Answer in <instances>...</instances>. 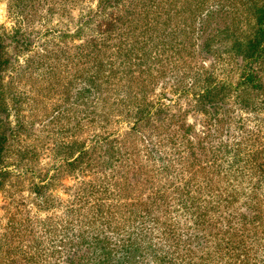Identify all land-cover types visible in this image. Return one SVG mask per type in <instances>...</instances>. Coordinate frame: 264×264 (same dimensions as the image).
Segmentation results:
<instances>
[{
	"label": "trees",
	"instance_id": "obj_1",
	"mask_svg": "<svg viewBox=\"0 0 264 264\" xmlns=\"http://www.w3.org/2000/svg\"><path fill=\"white\" fill-rule=\"evenodd\" d=\"M97 8L100 19L92 29L98 31V37L75 45L69 55L63 53L67 56L63 59L75 60L74 66L78 67L74 69L80 71L75 74L80 82L73 96L83 100L85 108L96 109L103 107L106 98L112 99L110 106L115 107L116 114L131 124L123 137L144 135L138 140L146 153L149 151L148 156L156 152L155 139H159L158 144L163 146L170 144V149L175 151L179 149L178 142L185 140L191 143L186 139L190 127L180 124L177 130L169 129L162 106H157L149 98L148 94L158 86L168 85L177 93L189 85L196 95L198 111L210 119L215 135L227 133L226 125L229 128L230 122L236 118L231 115L232 107L264 112V0H97ZM20 38L16 30L11 34L0 29V190L9 175L5 168L13 131L9 127L1 91L2 73L14 65L15 55L12 57L8 53V41L9 44L18 43ZM51 54L54 55L53 52ZM40 57L49 59L51 55L43 54L36 59ZM209 58L213 59L211 64L229 62L235 68L234 80L219 81L212 65L208 68L199 65V60ZM232 66L228 72L232 71ZM184 78L189 82L182 85ZM82 114L80 121L87 115H93L99 123L105 115L98 111H83L80 116ZM165 129L168 136L160 137ZM178 129L183 133L179 134ZM236 129L239 126H234L233 130ZM240 130L235 148L222 151L219 156L217 153L221 148L217 143L219 137H216L217 142L209 150L210 155L207 152L208 158H204L209 160L204 166L189 159L184 167L188 176L182 179L179 188L165 190V187H156L160 183L153 184L150 180L144 185L151 190L142 197L137 191L141 183L134 181L131 185L134 192L132 200L125 211L118 214L127 224L110 227L117 232L116 237L128 232L125 230L127 225L130 233L126 241L132 237L135 245L139 242L149 247L151 252L160 250L162 255H152L151 264H176V258L193 257L200 259V264L207 258L209 264H264L257 255L264 247V214L262 208L252 205L255 192L264 182V147H256L254 143L262 137L263 131ZM120 139V136L109 140L104 137L98 149H88L75 141L65 151L67 155L62 160L71 169L79 165L89 167V157L95 155V160L97 156V161L112 165V171L123 169L125 162L129 161L130 166L117 173L118 177L127 179L129 175H136L133 157H138L140 149L132 147V143L123 149L118 148ZM247 142L255 150V156ZM104 145H108L106 150ZM189 149L193 154L192 148ZM119 151L122 155L116 157ZM226 163L241 165L236 169L238 172L247 171L251 193L246 200H241L232 187L231 181L235 182L237 175L223 173ZM169 168L170 164L168 168L162 165L157 170L159 175H164V184L168 182ZM221 183L226 186L222 187ZM95 191L100 194L107 192L106 189ZM173 200L176 201L173 207L164 205L165 201ZM94 207L100 211V224H107L110 215H104V205ZM178 209L184 217V221L179 222L183 226L170 219V213ZM154 230L161 238L159 249L152 247L156 243L146 233ZM106 240L108 242L110 238L106 237ZM124 249L126 255L120 257L123 260L120 264H135L137 250L133 245ZM105 250L102 247L100 253H92L90 257L98 264H108L115 253Z\"/></svg>",
	"mask_w": 264,
	"mask_h": 264
},
{
	"label": "rangeland",
	"instance_id": "obj_2",
	"mask_svg": "<svg viewBox=\"0 0 264 264\" xmlns=\"http://www.w3.org/2000/svg\"><path fill=\"white\" fill-rule=\"evenodd\" d=\"M99 19L97 0H0V29L11 34L16 30L21 35L18 43L9 44L8 41L7 51L12 57L15 55L14 65L2 73L1 82L9 127L13 131L5 168L9 175L0 190V264H98L90 256L100 253L102 247L115 253L108 264H120L123 262L120 257L126 255L124 247L127 245H133L137 250L135 264H151L152 255H162L160 250L151 252L143 243L137 242L135 245L132 237L126 241L130 233L127 225L125 230L128 232L118 237L117 232L110 228L127 224L118 214L125 211L132 200L134 192L131 185L134 181L141 183L137 191L142 197L151 190L144 185L150 180L153 184L160 183L156 187H165V190L179 188L182 179L188 176L184 167L191 159L203 166L208 163L209 160L204 158H208L207 152L216 144V137H219L217 143L221 148L217 156L222 151L235 148L234 143L240 139L237 135H240L241 128L246 132L261 129L262 137L254 143L256 147H264V112L232 107L231 115L236 118L230 122L229 128L226 125L227 133L215 135L210 119L198 111L196 95L189 85L177 93L170 90L168 85L158 86L148 94L154 104L162 106L169 129L177 130L180 124L190 127L186 139L191 143L185 140L178 142V151L171 150L170 144H158L159 139H155L156 152L148 156L149 151L146 153L138 140L144 135L123 137L131 124L116 114L115 107L110 106L112 99L106 98L103 107L98 106L101 109L85 108L84 101L77 99V95L73 96L80 82L75 74L80 71L74 69L78 67L74 66L75 60L63 59L67 57L63 53L69 55L75 45L98 37V31L92 28ZM43 54L51 55V58L36 59ZM209 59L211 61L199 60V65L204 68L212 65L219 81L234 80L235 68L229 62L211 64L213 59ZM231 66L232 71L228 72ZM186 81L184 78L182 85ZM83 111H98L105 115L101 123L93 115H87L80 121V117L84 116H80ZM234 126H239V129L234 131ZM161 132L160 137L168 136L166 129ZM178 133L182 134L183 131L178 129ZM117 136L121 138L118 148L123 149L132 143V147L140 149L138 157H133L136 160L135 176L129 175L125 179L117 175L118 171L130 166L129 161L125 162L123 169L112 171V165L106 166L102 160L97 161V156L95 160V155H89V167L79 165L71 169L62 160L67 155L65 151L75 141L88 149H98L104 137L109 140ZM189 147L193 154H190ZM107 148L108 145H104L103 149ZM249 148L255 156L253 147L249 145ZM121 155L120 151L115 154L116 157ZM169 164L171 172L167 177L168 182L164 184V175H159L157 170L162 165L168 168ZM238 168L241 165L226 163L223 173L237 175L236 181H231L232 187L241 200H246L251 193L250 177L246 170L238 172ZM220 185L226 186L223 183ZM95 189H106L107 192L100 194ZM174 202L165 201L164 205L173 207ZM95 205H104V215H110L109 224H100V211ZM252 205L262 208L264 214V182L255 192ZM189 218L192 219L191 214ZM170 219L176 224L184 221L179 209L170 213ZM146 233L156 243L152 247L159 249V233L156 230ZM106 237L110 238L108 242ZM257 255L264 260V247ZM143 258L146 260L143 261ZM175 261L176 264L201 263L196 257L176 258ZM202 263L210 262L207 258Z\"/></svg>",
	"mask_w": 264,
	"mask_h": 264
}]
</instances>
